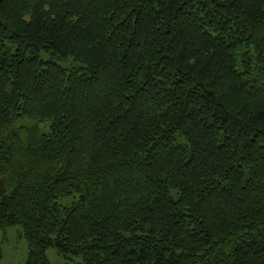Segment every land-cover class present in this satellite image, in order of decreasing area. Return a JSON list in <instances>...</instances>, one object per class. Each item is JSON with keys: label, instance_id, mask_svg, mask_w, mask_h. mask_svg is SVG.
<instances>
[{"label": "trees", "instance_id": "1", "mask_svg": "<svg viewBox=\"0 0 264 264\" xmlns=\"http://www.w3.org/2000/svg\"><path fill=\"white\" fill-rule=\"evenodd\" d=\"M13 226L26 264H264V0H0Z\"/></svg>", "mask_w": 264, "mask_h": 264}, {"label": "rangeland", "instance_id": "2", "mask_svg": "<svg viewBox=\"0 0 264 264\" xmlns=\"http://www.w3.org/2000/svg\"><path fill=\"white\" fill-rule=\"evenodd\" d=\"M51 57L47 52L40 54L42 61H47ZM66 68L70 66L67 62L60 63ZM78 202L76 194L60 199L57 203L61 208L70 207ZM0 249H1V262L0 264H26L28 257L27 241L24 237L23 230L20 226H13L0 231ZM46 256L50 264H72L80 263V258L64 259L59 256L54 248L46 251Z\"/></svg>", "mask_w": 264, "mask_h": 264}]
</instances>
